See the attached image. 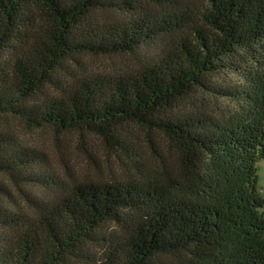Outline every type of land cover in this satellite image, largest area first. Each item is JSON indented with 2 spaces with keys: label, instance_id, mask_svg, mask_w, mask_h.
I'll list each match as a JSON object with an SVG mask.
<instances>
[{
  "label": "trees",
  "instance_id": "trees-1",
  "mask_svg": "<svg viewBox=\"0 0 264 264\" xmlns=\"http://www.w3.org/2000/svg\"><path fill=\"white\" fill-rule=\"evenodd\" d=\"M187 1L160 13L136 0H0V264H264V54L237 69L241 89L207 82L238 48H264V0ZM116 54L136 64L101 74L76 62ZM204 88L237 108L194 110L187 98ZM9 118L125 152L128 128L155 132L178 163L159 152L154 166L135 160L139 178L64 185ZM5 181L25 206L2 196Z\"/></svg>",
  "mask_w": 264,
  "mask_h": 264
},
{
  "label": "rangeland",
  "instance_id": "rangeland-1",
  "mask_svg": "<svg viewBox=\"0 0 264 264\" xmlns=\"http://www.w3.org/2000/svg\"><path fill=\"white\" fill-rule=\"evenodd\" d=\"M168 1L178 6H187L191 2L187 0H136V6H143L148 11L155 10L162 13L164 10L170 9ZM97 15L102 19L111 17L109 12H98ZM170 40L176 41V38L172 36ZM156 51V49H152L153 53ZM261 54H264V48L258 45L253 50L238 48L237 54L226 57L227 64L208 78L209 87L219 91L241 89L243 79L237 69L246 72L256 68L257 60L254 58L261 57ZM78 59L76 62L84 70L101 74L125 70L131 67L132 63L136 64V61L132 60L128 54L89 55ZM221 95V93L204 88L196 90L187 99H189L190 105L201 107V109L194 108L196 111H212L218 115L234 111L237 108L234 97ZM8 121L13 131L24 143L34 146L43 153L48 163V171L55 172L62 182H65L64 185L71 184L72 179L110 182L131 177L139 178L135 164L137 162L143 163L145 166L159 164L157 159L159 152L165 157L167 165L178 163V155L170 143L160 139L155 132L138 130L135 127L128 128L125 132L127 139V152H125L117 145H107L102 140L86 133L74 131L54 133L49 127L28 128L17 119L9 118ZM257 167L259 191L264 197V159L257 163ZM4 184L9 189L11 196H2L9 203L16 201L24 205L19 189L6 181ZM40 192L43 193L41 190ZM261 211L264 213V207Z\"/></svg>",
  "mask_w": 264,
  "mask_h": 264
}]
</instances>
